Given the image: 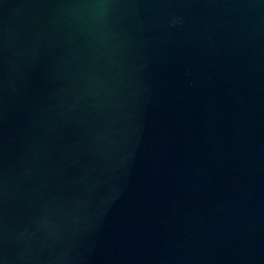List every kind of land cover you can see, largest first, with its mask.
<instances>
[{
	"label": "water",
	"instance_id": "1",
	"mask_svg": "<svg viewBox=\"0 0 264 264\" xmlns=\"http://www.w3.org/2000/svg\"><path fill=\"white\" fill-rule=\"evenodd\" d=\"M0 264H264V0H0Z\"/></svg>",
	"mask_w": 264,
	"mask_h": 264
}]
</instances>
